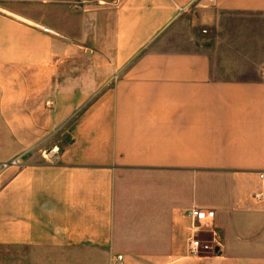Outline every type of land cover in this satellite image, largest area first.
Segmentation results:
<instances>
[{
    "label": "crops",
    "instance_id": "0c3cea01",
    "mask_svg": "<svg viewBox=\"0 0 264 264\" xmlns=\"http://www.w3.org/2000/svg\"><path fill=\"white\" fill-rule=\"evenodd\" d=\"M105 2L49 28L0 10V247L264 264V0Z\"/></svg>",
    "mask_w": 264,
    "mask_h": 264
},
{
    "label": "rangeland",
    "instance_id": "374dc122",
    "mask_svg": "<svg viewBox=\"0 0 264 264\" xmlns=\"http://www.w3.org/2000/svg\"><path fill=\"white\" fill-rule=\"evenodd\" d=\"M105 4V0L101 2L99 0H0V10L24 14L32 18H42L45 26L49 28L54 20L58 21V16H61V21H63L68 7L84 11L87 7ZM10 256L4 247H0V264H19L18 258L17 260L11 259Z\"/></svg>",
    "mask_w": 264,
    "mask_h": 264
},
{
    "label": "built area",
    "instance_id": "2783aa9c",
    "mask_svg": "<svg viewBox=\"0 0 264 264\" xmlns=\"http://www.w3.org/2000/svg\"><path fill=\"white\" fill-rule=\"evenodd\" d=\"M83 1H92V0H83ZM100 2L103 0H99ZM58 149L55 147L51 150V153H56ZM13 165H17V161L12 163ZM260 178L264 180V174L260 175ZM212 213H204L197 210H193L191 212V216L195 219L196 225L194 227L193 234L189 241V250L193 255H202L211 249L210 245L203 243L201 240L197 238V233L200 232L201 228H207L211 224L210 217ZM115 264H126L125 256L122 254H118L115 257Z\"/></svg>",
    "mask_w": 264,
    "mask_h": 264
}]
</instances>
